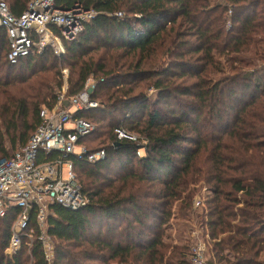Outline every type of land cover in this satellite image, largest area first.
<instances>
[{
  "label": "trees",
  "instance_id": "trees-1",
  "mask_svg": "<svg viewBox=\"0 0 264 264\" xmlns=\"http://www.w3.org/2000/svg\"><path fill=\"white\" fill-rule=\"evenodd\" d=\"M4 1L19 17L30 0ZM75 4L96 14L73 41H63L59 58L46 50L10 65L0 28V86L1 70L19 76L5 84L13 93H0V160L26 145L42 108H53L63 70L67 96L79 94L89 77L103 80L91 95L103 108L75 116L94 125L78 144L89 153L103 150L105 158L66 159L89 202L76 211L49 207L42 230L53 264H191V245L169 241L166 226L190 218L202 183L211 192L206 264H264V0L55 6ZM116 130L135 141L118 139ZM5 136L11 150L19 148L12 155ZM18 214L12 206L0 218V264H48L33 212L30 240L12 258L4 255Z\"/></svg>",
  "mask_w": 264,
  "mask_h": 264
},
{
  "label": "built area",
  "instance_id": "built-area-1",
  "mask_svg": "<svg viewBox=\"0 0 264 264\" xmlns=\"http://www.w3.org/2000/svg\"><path fill=\"white\" fill-rule=\"evenodd\" d=\"M56 1L30 0L22 15L15 17L5 1L0 0V28L7 35V61L10 65L17 64L21 58L32 53L42 54L46 50L61 57L64 54L63 41H73L83 31L84 24L95 17L96 13L84 10L78 4L69 10H60L55 6ZM115 16L122 18L124 14L117 13ZM63 73L66 74V71ZM102 82V79L89 77L82 91L75 96L66 95L65 82L56 93L53 108L41 109L40 124L26 145L11 158L0 160V218L5 216L9 207L19 210L7 237L4 252L8 257L12 258L19 252L24 239L30 240L25 230L33 212L41 229L39 240L42 241L48 264H53L50 241L42 230L49 207L57 205L76 211L87 206L89 201L81 193L73 165L66 159L73 155L95 163L105 158L103 150L89 153L78 144L80 139L94 131V126L75 116L76 113L100 108L91 95ZM116 133L118 139L135 141L123 131L116 130ZM54 154L58 156L51 161L46 160ZM41 156L46 161H39ZM197 201L194 206L200 205ZM197 234V231L192 232L190 263L206 264V246Z\"/></svg>",
  "mask_w": 264,
  "mask_h": 264
},
{
  "label": "rangeland",
  "instance_id": "rangeland-1",
  "mask_svg": "<svg viewBox=\"0 0 264 264\" xmlns=\"http://www.w3.org/2000/svg\"><path fill=\"white\" fill-rule=\"evenodd\" d=\"M227 26H229V22L227 23ZM5 71L6 70L4 69L1 70V75H2L1 85L2 86H0V93H6V94H9L10 92L13 93L15 89H12L9 86L7 87L5 86V84L9 83L11 85L12 83H14V80L18 79L17 77L19 76H16L17 74L13 72L12 74H7ZM63 71H66V74H64ZM63 71H62V76H63L62 81L63 83H65L67 81L68 71L67 70H63ZM147 93H148V98L150 97L154 99L153 90H148ZM0 100L2 101L1 95H0ZM97 102L100 104V107L103 108L102 103L100 101H97ZM4 142H5L4 148L9 153V155H12L13 153H15V151L19 149L18 147H16L15 149L11 150L8 144V138L6 136L4 137ZM142 153H143L142 151H139L138 155L141 156ZM196 188H197L196 189L197 192L193 198V202L191 205L190 218H188V220L187 219L181 220L179 218L171 219L168 225L166 226V234L169 237V241H172L178 245H182L186 243L187 244L189 243V245H192V242H193L192 232L197 231L198 238L206 246V263H207V261H210V258H211L212 241L210 237L208 238L209 235H208L207 229L204 227V224L206 223L205 222V217H206L205 216V213H206L205 203L207 199L208 200L211 199V192L208 190L207 186L204 185L203 183L198 185ZM196 200H198L197 202L200 204L199 206H194V202ZM50 248L52 250V243H50ZM4 255H5V252H4ZM262 257H264V254L262 255ZM223 264H228V263H223Z\"/></svg>",
  "mask_w": 264,
  "mask_h": 264
},
{
  "label": "water",
  "instance_id": "water-1",
  "mask_svg": "<svg viewBox=\"0 0 264 264\" xmlns=\"http://www.w3.org/2000/svg\"><path fill=\"white\" fill-rule=\"evenodd\" d=\"M64 106H66V107H67V106H68V104L65 102V103H64Z\"/></svg>",
  "mask_w": 264,
  "mask_h": 264
}]
</instances>
